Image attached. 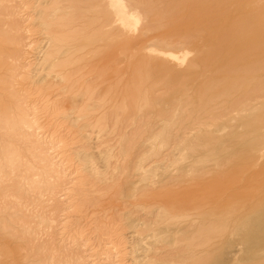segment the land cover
<instances>
[{"label": "rangeland", "instance_id": "rangeland-1", "mask_svg": "<svg viewBox=\"0 0 264 264\" xmlns=\"http://www.w3.org/2000/svg\"><path fill=\"white\" fill-rule=\"evenodd\" d=\"M37 1L0 0V264H264V0Z\"/></svg>", "mask_w": 264, "mask_h": 264}, {"label": "bare ground", "instance_id": "bare-ground-1", "mask_svg": "<svg viewBox=\"0 0 264 264\" xmlns=\"http://www.w3.org/2000/svg\"><path fill=\"white\" fill-rule=\"evenodd\" d=\"M79 1H80V0H79ZM84 1H85V2L87 1V2L90 3L89 0H84ZM7 2H8V1H7ZM25 2H26V1H25ZM28 2H29V1H28ZM80 2H83V1L81 0ZM85 2H84V3H85ZM117 2H118V1H117ZM4 3H5V2H4ZM37 3H38V5L41 6V7H43L44 5H47V6H49V5L51 6V5H52V6H53L52 11H53V12L50 13L49 15H52V16L54 15V16H56V18H57V15H55V14H56L58 11H60V12L58 13V14H59V15H58V18H59V16H60L61 18H59V19H62V18H67V17H65V16H68V14H69L70 12H72V10L76 7L77 0H38ZM37 3H36V4H37ZM89 3H88V5L90 6ZM119 3H120V0H119ZM119 3H117V4H119ZM30 4H31V3H30ZM33 4H35V3H33ZM48 4H49V5H48ZM78 4H79V2H78ZM78 4H77V6L80 7L81 5L79 6ZM85 4H86V3H85ZM85 4H84V6H85ZM86 5H87V4H86ZM4 6H5V5H4ZM36 6H37V5H36ZM47 6H46V7H47ZM84 6L82 5V7H84ZM78 7H76V8H78ZM82 7H81V8H82ZM33 8H35V7H33ZM33 8H32V9H33ZM76 8H75V9H76ZM84 8H85V7H84ZM84 8H83V9H84ZM88 8H89V7H88ZM35 9H37V8H35ZM47 9H49V7H47ZM75 9H74V10H75ZM78 9H79V8H78ZM90 9H91V7H90ZM29 10H30V9H29ZM74 10H73V11H74ZM13 11H14V10H13ZM75 11H76V10H75ZM75 11H74V12H75ZM91 11H92V10H91ZM74 12H73V13H74ZM76 12H77V11H76ZM78 12H81V11L78 10ZM78 12H77V13H78ZM83 12H84V11H83ZM83 12H81V13L83 14ZM147 12H148V11H147ZM73 13H72V14H73ZM77 13H76V14H77ZM84 13H85V12H84ZM86 13H87V12H86ZM88 13H91V12H88ZM76 14H75V15H76ZM79 14H80V13H78V15H79ZM99 14H100V13H99ZM3 15H4V14H3ZM9 15H10V14H9ZM46 15H47V14H46ZM89 15H90V14H89ZM89 15L87 14L88 17H89ZM10 17H11V16H10ZM48 17H49V16H48ZM71 17H73V15H72ZM40 18H42V17L40 16ZM49 18H53V17H49ZM15 19H16V18H15ZM53 19H54V18H53ZM59 19H58V20H59ZM115 19H116V18H115ZM200 19H201V18H200ZM51 20H52V19H51ZM51 20H50V22H51ZM64 20H65V19H64ZM73 20H74V19H73ZM81 20H83V19H81ZM85 20H86V19H85ZM116 20H118V19H116ZM196 20H197V19H195V21H196ZM86 21H87V20H86ZM54 22H55V21H54ZM57 22H58V21H57ZM77 22H78V20H77ZM84 22H85V21H84ZM87 22H88V21H87ZM89 22H90V21H89ZM102 22H103V21H102ZM44 23H45V21H44ZM48 23H49V22H47L45 25L47 26ZM64 23H65V22H64ZM67 23H68V21H67ZM79 23H80V21H79ZM79 23H77V24H79ZM41 24H42V23H41ZM53 24H54V23H53ZM62 24H63V23H62ZM68 24H69V23H68ZM77 24H75V25L78 26ZM11 25H12V24H11ZM45 25H43V28H44ZM70 25H71V24H70ZM75 25H73V27H74ZM82 25H83V24H82ZM89 25H90V24H89ZM46 26H45V27H46ZM62 26H63V25H62ZM76 26L74 27V29H75V28L78 29V27H76ZM79 26H80V25H79ZM86 26H87V25H86ZM86 26H85V27H86ZM40 27L42 28V26H40ZM54 27H55V26H54ZM56 27H58V25H57ZM68 27H69V26H68ZM68 27H66V28H68ZM70 27H71V26H70ZM70 27H69V28H70ZM1 28H2V27H1ZM51 28H52V27H51ZM7 29H8V28H7ZM12 29H13V28H12ZM37 29H38V28H37ZM84 29H89V28H87V27L84 28V27L82 26V28H81V32H79V33L82 34V31H83ZM46 30H47V29H46ZM65 30H66V29H65ZM72 30H73V28H72ZM72 30H70V31H72ZM41 31H42V30H41ZM49 31H50V30H49ZM73 31H74V30H73ZM73 31H72V32H73ZM77 31H78V30H77ZM19 32H20V31H19ZM36 32H37V31H36ZM43 32H44V31H43ZM45 32H46V31H45ZM45 32H44V34H45ZM62 32H64V31H62ZM75 32H76V30H75ZM84 32H85V30L83 31V35L86 34V33L84 34ZM88 32L90 33V35H89ZM66 33H68V32L66 31ZM69 33H70V32H69ZM47 34H48V33H47ZM49 34H50V33H49ZM53 34H54V33H53ZM64 34H65V33H63V35H64ZM70 34H71V33H70ZM76 34H77V33H76ZM80 34H78V35L80 36ZM87 34H88L89 36L92 37V34H91L90 30L87 31ZM63 35H62V36H63ZM88 35H87V36H88ZM53 36H54V35H53ZM62 36H61V37H62ZM64 36H66V34H65ZM74 36H76V35H74ZM17 37H18V36H17ZM17 37H16V38H17ZM61 37H60V41H61V39H63V37H62V38H61ZM66 37H69L68 34H67ZM91 37H90V38H91ZM16 38H14V39H16ZM48 38H49V37H48ZM50 38H51V37H50ZM50 38H49V39H50ZM54 38L57 39V38H59V37H54ZM64 38H65V37H64ZM18 39H19V38H18ZM56 39H55L54 41H56ZM71 39H72V38H71ZM71 39L69 38V40H68L69 43H71V42L73 43V42L75 41V38H73V39H74L73 41H70ZM86 39H88V38L86 37ZM63 40H64V39H63ZM63 40H62V41H63ZM77 40H78V38H77ZM84 40H85V38H84ZM84 40H83V41L81 40V42L83 43V42H89V41H90V40H87V41H86V40L84 41ZM15 41H18V40H15ZM46 41H48V39H46ZM57 41H58V40H57ZM65 41H66V39H65ZM52 42H53V41H52ZM68 42H63V43L65 44V43H68ZM77 42H78V41H77ZM53 43H54V42H53ZM53 43H52V44H53ZM63 43H61V44H63ZM72 43H71V44H72ZM79 43H80V41H79ZM47 44H48V43H47ZM56 44H57V43H56ZM56 44L54 43V46H55ZM61 44H60V45H61ZM73 44H75V43H73ZM89 44H90V43H89ZM78 45H81V44H78ZM78 45H77V46H78ZM87 45H88V44H87ZM56 46H58V44H57ZM63 46H66V44L63 45ZM60 47H62V46H60ZM68 47H70V46H68ZM68 47H67V48H68ZM80 47H81V46H80ZM51 48L53 49L54 52H55L54 49H56V48L58 49V47H56V48L51 47ZM67 48H66V49H67ZM75 48H78V47H75ZM75 48H73L74 51L72 50V52H75L76 50L79 51V49H75ZM88 48H89V47H87V48H85V49L87 50ZM47 49H49V47H48ZM60 49H61V48H59L58 51H59ZM66 49H65L66 53H65L64 55H67V52H68V51H69V53L71 54V50H69V49H71V48H68V51H67ZM85 49H84V50H85ZM89 50H90V48H89ZM61 51L65 52L63 49H61ZM80 51H82V49H81ZM84 52H85V51H84ZM87 52H88V51H87ZM89 52H90V51H89ZM18 53H19V52H18ZM41 53H42V52H41ZM51 53H52V52H51ZM51 53L49 52V55H48V56H51ZM59 53H60V51H59ZM61 53H62V52H61ZM20 54H21V53H20ZM44 54H45V53H44ZM46 54H48V53H46ZM56 54H57V51H56ZM62 54H63V53H62ZM62 54H61V55H62ZM70 54H69V56H70ZM73 54H74V53H73ZM73 54H72V56H73ZM61 55H60V56H61ZM64 55H63V56H64ZM85 55H87V53H86ZM53 56H56V55H53ZM53 56H52V57H53ZM57 56L59 57V55H57ZM69 56L67 55V57H69ZM77 56H78V55H77ZM80 56H84V54L79 55V59H80V61L82 62L84 59L82 60V59L80 58ZM90 56H91V55H90ZM90 56H89V57H90ZM42 57H43V56H42ZM52 57H50V59H51ZM70 57H71V56H70ZM73 57H74V56H73ZM6 58H7V57H6ZM19 58H20V56H19ZM19 58H18V59H19ZM47 58H48V57H47ZM47 58H46V59H47ZM56 58H57V57H56ZM75 58L77 59V57H75ZM83 58H85V57H83ZM90 58H91V57H90ZM57 59H60V58H57ZM57 59H56V60H57ZM70 59H71V58H70ZM72 59H73V60H72ZM72 59H71V60L74 61V58H72ZM76 59H75V61H76V63H78V62H77L78 60H76ZM51 60H52V59H51ZM56 60H55V61H56ZM65 60H67V58H65ZM68 60H69V59H68ZM68 60H67V61H68ZM55 61H53V62H55ZM59 61H60V60H59ZM80 61H79V62H80ZM85 61H86V60H85ZM50 62H51V61H50ZM57 62H58V60H57ZM60 62H61V61H60ZM69 62H70V61H69ZM81 62H80V63H81ZM48 63H49V62H48ZM51 64H52V63H51ZM54 64L56 65L57 63L55 62ZM67 64H68V63H66V66H68ZM69 64L71 65L72 63H69ZM74 64H75V63H74ZM89 64H90V63H89ZM52 65H53V64H52ZM55 65H54V66H55ZM72 65H73V64H72ZM77 65H78V64H77ZM82 65H83V68L87 66L85 63H83ZM82 65L80 64V66H82ZM85 65H86V66H85ZM48 66H50V65H48ZM54 66H53V67H54ZM80 66L78 65V66H76V67L80 69ZM53 67H52V68H53ZM61 67L63 68V65H62ZM64 67H65V66H64ZM70 67H71V66H70ZM76 67H75V69H73V73H74V71L77 70ZM58 68H59V67H58ZM83 68L81 67V69H83ZM87 68H88V66H87ZM87 68H86V69H87ZM13 70H14V69H13ZM56 70H58V69H56ZM59 70H60V68H59ZM61 70H62V69H61ZM68 70H69V69H68ZM68 70H67V71H68ZM83 70H84V69H83ZM25 71H26V70H25ZM63 71H64V69H63ZM67 71H66V72H67ZM70 71H71V70H70ZM81 71H82V70H81ZM81 71H80V72H81ZM57 72H59V71H57ZM77 72L79 73V70H78ZM77 72H76V73H77ZM78 73H77V74H78ZM91 73H92V72H91ZM60 74H61V73H60ZM64 74H65V73H64ZM29 75H30V74H29ZM61 75H62V74H61ZM82 75H83V73H82ZM23 76H24V75H23ZM76 77H77V76H76ZM76 77H74V78H76ZM28 78L31 79L30 76H29ZM85 78H86V77H85ZM57 79H59V78H57ZM68 79H69V78H68ZM70 79H71V78H70ZM72 79H73V78H72ZM19 80H20V79H19ZM50 80H51V79H50ZM55 80H56V79H55ZM64 80H65V79H64ZM73 80H74V79H73ZM73 80H70V81L73 82ZM85 80H87V78L84 79V82H86ZM88 80H89V79H88ZM90 80H91V79H90ZM90 80H89V82H90ZM65 81H66V80H65ZM67 81H68V80H67ZM77 81H78V80H77ZM74 82H75V81H74ZM80 82H82V81H80ZM80 82H79V84H82V83H83V82H82V83H80ZM89 82H88V83H89ZM51 83H52V82H51ZM54 83H55V81H54ZM64 84L66 85L67 82H66V83L64 82ZM83 84H84V83H83ZM83 84H82V85H83ZM85 84H87V82H86ZM68 85H69V84H68ZM68 85H67V86H68ZM77 85H78V84H77ZM82 85H81V86H82ZM87 85H90V84H87ZM78 86H79V85H78ZM71 87H72V86H71ZM82 88H83V86H82ZM84 88H85V87H84ZM39 89H40V88H39ZM80 90H81V89H80ZM82 90H84V89H82ZM24 91H25V90H24ZM84 91H85V90H84ZM89 92H90V91H89ZM64 93H65V91H64ZM69 94H70V93H69ZM73 94H74V93H73ZM85 94H86V93H85ZM87 94H88V93H87ZM90 94H91V92H90L88 95L90 96ZM69 96H71V94H70ZM69 96H67V98H69ZM85 96H87V95H85ZM23 97H24V96H23ZM72 98L74 99V97H71V99H72ZM86 98L88 99V97H86ZM91 98H92V96H91ZM89 99H90V98H89ZM67 100H68V99H67ZM76 100H77V99H76ZM65 101H66V100H65ZM84 101H85V100L83 99V100H82V103H83ZM86 101L90 103V101H88V100H86ZM20 102H21V101H20ZM87 102H86V105H87ZM83 104H85V103H83ZM83 104H82L81 110H83V109H82V108L84 107ZM86 105H85V106H86ZM88 105H90V104H88ZM88 105H87V108H88ZM206 106H207V105H206ZM75 108H76V107H75ZM248 108H250V104H247V105L242 109V112H248V111H250V110L246 111ZM32 109H33V108H32ZM24 110H25V109H24ZM61 110H62V109H61ZM89 110H90V109H89ZM89 110H88V111H89ZM201 110H202V109H201ZM85 111H86V110H85ZM20 112H21V111H20ZM58 112H59V111H58ZM60 112H61V111H60ZM205 112H206V111H205ZM55 113H57V112L55 111ZM208 113H209V112H208ZM28 114H29V113H28ZM210 114H211V113H210ZM210 114H209V115H210ZM212 114H214V112H213ZM203 115H205V117H206L208 114L206 115V113H205V114H202L201 116H203ZM211 116H212V115H211ZM211 116H210V117H211ZM202 118H204V116H203ZM197 119H198V118H197ZM197 119H196V121H197ZM207 119H209V118L207 117ZM260 120H261V119H260ZM260 120H259V122H260ZM198 121H199V119H198ZM202 121H204V119H203ZM186 122H187V121L185 120V118L175 119V120H174V124H173L174 127H173V131H172V143H173V144L169 142L170 144L173 145V149H171V148H170V149H171V150H174V152H176V151L179 150V147H180L179 145H180L181 143H183V145H187V144H185L184 142H187V143H188V141L190 140V138H189L188 136H190L191 128H192V126H194L195 123H197V122H195L193 125H190L191 123L187 124ZM199 122H201V120H200ZM262 122H263V120H262ZM201 123H203V122H201ZM204 123H205V121H204ZM197 124H198V123H197ZM195 125H196V124H195ZM198 125H200V126H197V127H200L199 129H201V124H198ZM203 125H204V124H203ZM203 125H202V126H203ZM190 126H191V128H190ZM192 129H193V128H192ZM199 129H198V130H199ZM194 130H197V128L194 129ZM194 130H193V131H194ZM193 131H192V132H193ZM169 132H170V131H169ZM192 132H191V133H192ZM21 134H22V133H21ZM168 135H169V134H168ZM191 135H192V134H191ZM28 137H29V135H28ZM191 137H192V136H191ZM187 139H189V140L187 141ZM191 139H192V138H191ZM26 141H27V140H26ZM190 141H191V140H190ZM255 145H256V146H259L258 143H257V144L255 143ZM260 146H261V145H260ZM255 150H257V148H256ZM255 150H253V151H255ZM171 152H173V151H171ZM245 152H246V151H245ZM256 152H257V151H256ZM256 152H255V153H256ZM41 153H42V152H41ZM176 153H177V152H176ZM249 153H250V152H248L247 154L249 155ZM252 153H253V152H252ZM27 155H28V154H27ZM240 155H243V154H240ZM243 156H247L246 153H245V155H243ZM253 157H255V156H253ZM243 158H244V157H243ZM246 158H248V157H246ZM248 159H249V158H248ZM28 163H29V162H28ZM50 166H51V165H50ZM50 166H49V167H50ZM49 167H48V168H49ZM34 168H35V167H34ZM205 169H207V168H205ZM20 170H21V169H20ZM25 171H26V170H25ZM206 171H208V170H206ZM209 171H210V170H209ZM9 172H10V171H9ZM55 174H56V173H55ZM58 174H59V173H58ZM36 175H37V174H36ZM2 177H3V176H2ZM29 177H30V176H29ZM33 177H34V176H33ZM26 180H27V178H26ZM15 182H16V181H15ZM19 182H20V181H19ZM14 184H15V183H14ZM59 185H60V184H59ZM59 188H60V187H59ZM59 188H58V189H59ZM13 191H14V190H13ZM56 191H57V190H56ZM21 192H22V191H21ZM41 192H42V191H41ZM18 195H19V194H18ZM20 195H21V194H20ZM20 195H19V196H20ZM27 196H28V195H27ZM6 199H8V198H6ZM1 201H2V200H1ZM27 201H28V200H27ZM0 206H1V205H0ZM13 206H14V205H13ZM21 206H22V205H21ZM1 207H2V206H1ZM14 209H15V208H14ZM20 209H21V208H20ZM6 213H7V212H6ZM26 216H27V215H26ZM19 217H20V216H19ZM17 218H18V217H17ZM14 220H15V219H14ZM14 220H13V221H14ZM18 224H19V223H18ZM31 226H32V225H31ZM9 228H10V227H9ZM17 233H18V232H17ZM14 234H15V233H14ZM18 235H19V234H18ZM23 238H24V237H22V239H23ZM12 241H13V240H12ZM245 246H246V247L248 248V250L250 251V236H249L248 240L246 241ZM261 255H262V254H260V257H263V256H264V255H263V256H261Z\"/></svg>", "mask_w": 264, "mask_h": 264}]
</instances>
